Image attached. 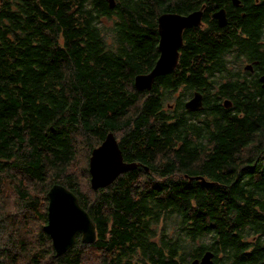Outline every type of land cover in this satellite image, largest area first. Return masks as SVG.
Returning <instances> with one entry per match:
<instances>
[{
	"label": "trees",
	"instance_id": "obj_1",
	"mask_svg": "<svg viewBox=\"0 0 264 264\" xmlns=\"http://www.w3.org/2000/svg\"><path fill=\"white\" fill-rule=\"evenodd\" d=\"M114 1L0 0V176L45 186L40 196L13 186L36 218L2 209L0 191V264H83L77 245L96 249L94 264H187L206 249L213 264H264V0ZM202 5L175 68L136 88L159 55L158 16ZM220 8L224 27L212 16ZM193 91L204 107L189 112ZM108 132L138 166L88 195L70 165L84 155L89 180ZM54 183L76 195L96 234L58 257L44 229Z\"/></svg>",
	"mask_w": 264,
	"mask_h": 264
},
{
	"label": "water",
	"instance_id": "obj_2",
	"mask_svg": "<svg viewBox=\"0 0 264 264\" xmlns=\"http://www.w3.org/2000/svg\"><path fill=\"white\" fill-rule=\"evenodd\" d=\"M110 7L114 1L107 0ZM238 5L237 0H233ZM202 5L198 10L188 14L176 12H164L157 18L158 51L159 55L152 69L146 73H138L134 76V85L139 90H150L155 78L172 71L179 57V48L182 46V32L191 25H201ZM218 25L227 24L225 10L220 8L213 14ZM245 69L252 70L250 64ZM261 87H264V72L259 78ZM188 111L203 109L202 94L195 92L185 103ZM224 106H228L227 103ZM112 149L103 152L105 148ZM134 164L126 163L122 159L116 138L108 133L106 140L96 148L90 158V182L96 189L112 183L121 173L128 170ZM133 168V167H132ZM47 219L44 229L51 237L55 254L61 255L74 244L75 235L81 233L83 243L94 241V223L89 214L79 205L76 196L63 185L54 183L47 191ZM214 253L205 250L199 259H194L187 264H213Z\"/></svg>",
	"mask_w": 264,
	"mask_h": 264
},
{
	"label": "rangeland",
	"instance_id": "obj_3",
	"mask_svg": "<svg viewBox=\"0 0 264 264\" xmlns=\"http://www.w3.org/2000/svg\"><path fill=\"white\" fill-rule=\"evenodd\" d=\"M102 20H103V22L106 23V25L110 26V24H111L110 20H107V19H102ZM107 41L111 42L109 37H107ZM248 64H250V63H247V62L242 63L241 68L244 69L245 66ZM180 93L178 92V93H175L174 95H170L172 97L167 101V103L169 105L174 104L175 96L178 97V95ZM190 97L185 98L184 102H186ZM84 165H85L84 155L78 154L77 158H75L72 161L70 166H71V169H73L74 171L77 172V179H78L82 189L87 191L88 195H91V192L93 191V189L90 186V182H89L88 178L84 175V173H82L83 171L81 172V169H82V167L84 168ZM0 179H2L0 181L1 182L0 191H1L3 198H4V200L1 201V208L2 209L5 208V209H7V212H12V213L16 214L17 217H21L22 214H26V215L28 214V215L32 216L33 218H36V216L29 214L27 209L24 208L22 201L18 198L16 191H14V189H13V186L15 188V186L21 182L23 184V186L26 188V190H28L31 194L38 195V196L41 195V191L44 189L45 186L40 184V183H36V182L31 181V180H28V179L22 177L20 174L15 173L14 171H13V175H12L11 180H8V179H10L9 177H5V176L3 177L2 175L0 176ZM4 183H6L7 186H4ZM30 221H31V218L27 217L25 224L28 227V229H29ZM174 225H175V220H173V217H168V218L164 219V228L166 230H169L171 233H174V231L176 230L174 228ZM181 237H182V240H184V243H186V242L189 243L188 238H186L185 234H183ZM203 240H204V242H207V240L205 238H203L202 241ZM200 241H201V239L195 241L194 244L193 243L187 244L186 249H190L192 246L199 244ZM77 246H78V248H80L81 251H85V253H86L83 264H94L93 262H98L97 256H96V249H93L92 247L87 246V245H82V247H80V245H77Z\"/></svg>",
	"mask_w": 264,
	"mask_h": 264
},
{
	"label": "bare ground",
	"instance_id": "obj_4",
	"mask_svg": "<svg viewBox=\"0 0 264 264\" xmlns=\"http://www.w3.org/2000/svg\"><path fill=\"white\" fill-rule=\"evenodd\" d=\"M115 2V1H114ZM198 10V9H197ZM202 13H203V10H202ZM213 16V15H212ZM218 24V23H217ZM227 25V24H226ZM226 25H224V26H226ZM191 26H193V25H191ZM219 26V25H218ZM223 26V27H224ZM220 27V26H219ZM245 69V68H244ZM246 70H248V69H246ZM251 71V70H250ZM263 72H264V70L262 71V73L259 75V77H258V80H259V78H260V76L263 74ZM260 82V81H259ZM261 85V84H260ZM263 89H264V87H262ZM195 92H199V91H193L192 92V95L195 93ZM185 103V102H184ZM225 103H227L228 104V107L231 105V101L230 100H226V99H224L223 100V105L225 104ZM185 107V106H184ZM226 107V106H225ZM186 109V108H185ZM187 110V109H186ZM188 111V110H187ZM200 111V110H199ZM189 112H195V111H189ZM108 133H111V132H108ZM108 133L106 134V136H105V138H104V140L101 142V143H103L105 140H106V137H107V135H108ZM100 143V144H101ZM100 144L97 146V147H95V148H93L92 149V151H91V155H90V157H89V161H88V171H89V175H90V158H91V156H92V153H93V151L96 149V148H98L99 146H100ZM118 144V143H117ZM119 147V146H118ZM112 148L111 147H108V148H105V149H103L104 151L103 152H106V151H109V150H111ZM119 150H120V148H119ZM120 153H121V155H122V152H121V150H120ZM123 159V158H122ZM126 163H131V164H134L133 166H131L128 170H126V171H129V170H133V169H136L137 168V166H138V164L137 163H135V162H126ZM133 167V168H132ZM125 172V171H124ZM90 177H91V175H90ZM90 180V179H89ZM198 180H201V181H204L203 179H201V178H198ZM111 184V183H110ZM61 185V184H60ZM90 185H91V182H90ZM109 185V184H108ZM108 185H105V186H103V187H106V186H108ZM103 187H99V188H103ZM91 188H92V186H91ZM92 189H94V188H92ZM96 189H98V188H96ZM69 190V189H68ZM72 192V191H71ZM73 193V192H72ZM74 194V193H73ZM75 195V194H74ZM76 196V195H75ZM77 198V197H76ZM77 201H78V199H77ZM85 212H86V210H84ZM87 213V212H86ZM88 214V213H87ZM47 222H48V219H47ZM47 222H46V224H47ZM45 224V225H46ZM44 225V226H45ZM77 235H80V241L82 242V240H81V233H78V234H76L75 235V238H74V243H75V241H76V238H77ZM95 237H96V234H95V227H94V240H95ZM83 243V242H82ZM86 244V243H85ZM74 245V244H73ZM72 245V246H73ZM71 246V247H72ZM70 247V248H71ZM52 248H53V246H52ZM70 248H68V249H70ZM67 249V250H68ZM54 250V249H53ZM66 250V251H67ZM65 251V252H66ZM64 252V253H65ZM63 253V254H64ZM62 255V254H61ZM54 257H58V256H60V255H57V254H55V251H54V255H53Z\"/></svg>",
	"mask_w": 264,
	"mask_h": 264
},
{
	"label": "flooded vegetation",
	"instance_id": "obj_5",
	"mask_svg": "<svg viewBox=\"0 0 264 264\" xmlns=\"http://www.w3.org/2000/svg\"><path fill=\"white\" fill-rule=\"evenodd\" d=\"M188 13H189V12H188ZM188 13H185V14H188ZM194 26H195V25H193V26H189V27H186L185 29H189V28L194 27ZM185 29H184V30H185ZM184 30H183V31H184ZM251 66H252V65H251ZM252 69H253V68H252ZM249 71H250V70H249ZM261 73H262V72H261ZM261 73H259V74L257 75V79H258V77H259V75H260ZM111 133H112V132H111ZM112 134H113V133H112ZM105 136H106V134H105ZM105 136H104V138H105ZM104 138H103V140H104ZM103 140H102V141H103ZM116 141H117V140H116ZM117 143H118V142H117ZM120 150H121V149H120ZM123 156H124V155H122V158H124ZM123 160H124V159H123ZM124 161H125V160H124ZM125 162H128V161H125ZM250 239H251V240H254L255 238H254V236H252V237H250ZM206 250H208V249H206ZM209 250H210V249H209ZM204 252H205V251H204ZM201 256H202V255H201ZM201 256H200V257H201ZM200 257H199V258H200ZM199 258H196V259H199Z\"/></svg>",
	"mask_w": 264,
	"mask_h": 264
}]
</instances>
